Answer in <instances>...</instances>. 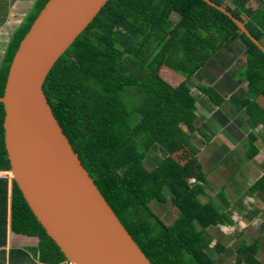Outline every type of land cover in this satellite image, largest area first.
Masks as SVG:
<instances>
[{"label":"trees","instance_id":"1","mask_svg":"<svg viewBox=\"0 0 264 264\" xmlns=\"http://www.w3.org/2000/svg\"><path fill=\"white\" fill-rule=\"evenodd\" d=\"M238 18L264 46V0H213ZM45 0L10 35L0 65V96L17 43ZM176 16L175 20L171 15ZM240 37L245 64L249 121H264V52L222 10L204 0H106L84 29L55 60L43 91L55 118L82 166L123 227L152 264H213L205 248L210 223L230 222L210 199L191 139L196 96L187 81L225 43ZM170 69L182 76L176 83ZM162 70L164 73H162ZM177 79V78H176ZM179 79V78H178ZM216 103L222 97L201 86ZM128 96H138L129 103ZM4 107L0 102V170L9 169L4 145ZM154 144L167 154L150 170L142 162ZM193 178L194 183L188 180ZM0 178V246L6 224L13 234L33 236L30 246L47 263L67 262L47 235L21 192ZM170 194L177 215L165 224L149 207ZM9 210V213H8ZM254 244L237 247L233 264H257Z\"/></svg>","mask_w":264,"mask_h":264},{"label":"water","instance_id":"2","mask_svg":"<svg viewBox=\"0 0 264 264\" xmlns=\"http://www.w3.org/2000/svg\"><path fill=\"white\" fill-rule=\"evenodd\" d=\"M106 0H45L19 39L0 102L10 180L69 264H152L100 194L43 91L52 64ZM249 40L264 46L213 0Z\"/></svg>","mask_w":264,"mask_h":264},{"label":"crops","instance_id":"3","mask_svg":"<svg viewBox=\"0 0 264 264\" xmlns=\"http://www.w3.org/2000/svg\"><path fill=\"white\" fill-rule=\"evenodd\" d=\"M260 3L261 0H249L247 5L255 7ZM31 7V0H0V65L10 35L24 21ZM244 49L240 37L223 44L187 81L196 96L194 125L200 131H194L191 141L198 147L195 156L205 177L204 197L213 200L230 219V222L206 226L211 241L205 251L213 258V264H233L239 244H254L257 264H264V121L254 126L249 121L244 102L248 97L246 83L237 77L245 64ZM201 86L212 87L222 97L221 103H216ZM262 100L259 102L264 107ZM152 147L160 148L164 155L158 158L152 153L149 156ZM152 147L142 162L147 170L167 154L158 144ZM6 179L9 200L11 183L10 178ZM188 182L192 184L195 180L190 178ZM163 191L168 198L166 201L170 202L168 190L164 188ZM174 210L177 215L175 207ZM8 220L9 215L6 241L0 246V264H69L47 263L37 255H28L36 238L13 234ZM164 220L166 224L171 222Z\"/></svg>","mask_w":264,"mask_h":264},{"label":"rangeland","instance_id":"4","mask_svg":"<svg viewBox=\"0 0 264 264\" xmlns=\"http://www.w3.org/2000/svg\"><path fill=\"white\" fill-rule=\"evenodd\" d=\"M31 2H33V0H31ZM171 19H173V20H175V18H176V16L174 15V14H172L171 15V17H170ZM245 57V56H244ZM170 71L173 73V75H174V77H175V79H174V81H172V82H174V83H176L178 80H180V79H182V76L180 75V74H178L177 72H175L174 70H172V69H170ZM162 73H164V71L162 70ZM237 77H238V75H237ZM177 78V79H176ZM179 78V79H178ZM126 99H127V101L129 102V103H136L137 101H138V96H128V97H126ZM262 103L264 104V100H262ZM162 151V150H161ZM156 154V156L158 157V158H160L162 155H164V152H160V148L159 149H157L156 147L155 148H153L152 147V149H151V151H150V154H149V156L151 155V154ZM11 175V174H10ZM8 176H9V174H8ZM10 177V176H9ZM190 183H192V182H190ZM163 193H164V191H163ZM168 198H164L163 200H164V202H156V201H154V199L153 200H151L150 202H149V207L152 209V211L156 214V215H158V217L165 223L166 221L164 220V218L166 219V220H169V221H171L172 220V218H173V216L174 215H176V210H174V207H172L171 205H169V203L170 202H167L166 200H167ZM212 202H213V200H211ZM168 210H170L169 212H168ZM166 212H168V213H166ZM166 224V223H165ZM28 255H30V256H32V257H34L36 254L32 251V250H30V251H28ZM27 255V256H28ZM215 264H217V263H215Z\"/></svg>","mask_w":264,"mask_h":264},{"label":"built area","instance_id":"5","mask_svg":"<svg viewBox=\"0 0 264 264\" xmlns=\"http://www.w3.org/2000/svg\"><path fill=\"white\" fill-rule=\"evenodd\" d=\"M8 174L9 172L7 170H0V177L4 176L6 178H10Z\"/></svg>","mask_w":264,"mask_h":264},{"label":"bare ground","instance_id":"6","mask_svg":"<svg viewBox=\"0 0 264 264\" xmlns=\"http://www.w3.org/2000/svg\"><path fill=\"white\" fill-rule=\"evenodd\" d=\"M8 172H9V171H8ZM9 176H11V175H10V172H9Z\"/></svg>","mask_w":264,"mask_h":264}]
</instances>
